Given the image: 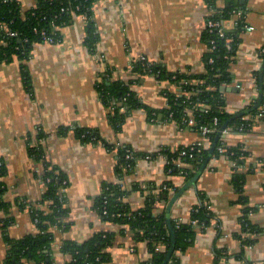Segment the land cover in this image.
I'll use <instances>...</instances> for the list:
<instances>
[{
    "label": "crops",
    "instance_id": "0c3cea01",
    "mask_svg": "<svg viewBox=\"0 0 264 264\" xmlns=\"http://www.w3.org/2000/svg\"><path fill=\"white\" fill-rule=\"evenodd\" d=\"M19 3L25 11L35 0ZM240 3L244 6V28L228 66L231 81L222 87L224 108L233 115L257 99L256 74L262 66L264 47V0ZM223 5L224 0H217L218 7ZM209 15L204 0H96L92 4L98 33L94 50L84 42L86 21L73 14L60 28L58 43L40 42L32 47L26 61L32 92L23 85L18 59L0 64V159L6 168L3 200L10 205L8 211L0 208V261L7 254L5 235L18 239L37 233L30 206L45 208L39 203L45 162L67 178L64 195L68 214L64 221L68 226L51 229L54 264L70 260L59 251L64 241L83 243L96 232L113 235L105 249L110 259L102 264H138L151 258L145 240H137L126 224L103 219L94 203L104 183L126 188L132 209L143 207L145 198L157 194L168 178L178 188L185 183L183 176L166 174V155L161 153L189 146L200 136L193 126L179 125L164 116L169 106L164 92L180 95V87L154 74L134 73L130 66L145 56L166 72H204L207 46L202 32ZM234 26L233 19L226 22V29ZM106 72L111 80L129 83L144 105L157 110L156 117L143 108L132 109L116 131L96 89V82ZM254 115L245 113L241 117L243 129L241 123L229 125L221 135L226 146L246 151L243 162L233 164L225 155L211 157L196 187L188 188L172 207V219L188 222L202 194L213 214L209 226L196 230L193 244L178 252L179 264H216L215 252L219 250L230 256L242 253L243 260L231 259L232 264H264V116ZM77 127L96 130L100 139L82 141L76 136ZM60 128L65 131L61 133ZM36 145L42 148V159L30 154ZM125 145L139 157L129 172L118 177L114 172L117 151ZM236 173L244 175L243 194L247 205L253 207L250 222L261 229L251 246H243L236 236H244L239 220L244 205L238 202L232 181ZM20 201L25 206H20ZM167 203L156 202L154 211L159 212ZM7 217L12 222L5 229L3 220Z\"/></svg>",
    "mask_w": 264,
    "mask_h": 264
},
{
    "label": "trees",
    "instance_id": "16d2710c",
    "mask_svg": "<svg viewBox=\"0 0 264 264\" xmlns=\"http://www.w3.org/2000/svg\"><path fill=\"white\" fill-rule=\"evenodd\" d=\"M96 0H35V5L25 11L21 10L19 0H0V64L9 63L13 59L19 60V69L23 85L28 92H32L31 79L26 61L32 47L36 43L43 42L47 37L61 39L59 30L68 23L73 14L86 15V36L85 45L93 51L98 40L96 25L92 16V4ZM210 9L211 15L208 19L222 20L229 19L232 13L239 12L237 23L232 29H223L219 34L216 29L204 28L202 39L207 46L204 55V72L199 74H184L179 72H166L161 66L150 64L148 61H134L132 70L139 75L154 74L159 79H168L180 87V95L164 92L169 106L164 110V116L177 122L179 125H186L187 120L194 119V128L198 130L202 125L215 127L217 131L229 125L243 124L241 117L231 118L232 113L225 110V99L222 87L231 81L228 71L229 64L233 61L239 32L244 28V6L240 0H224L222 7L217 6V0H204ZM6 31L15 32V35H8ZM54 31V32H53ZM213 41V46L211 44ZM230 46L228 49L227 46ZM264 60V47L261 51ZM259 73L256 74V77ZM258 80V79H257ZM96 89L100 101L108 108V119L110 125L118 131L121 129L127 115L132 109L143 108L149 116L156 117V109H151L144 105L131 89L129 83L111 80L106 73L100 76L96 82ZM262 99L258 108L249 113L255 114L259 109H264V68L262 72L261 84ZM253 104L247 107L250 109ZM246 109V110H247ZM217 119V124L213 123ZM229 120V121H228ZM228 121V122H227ZM225 124V125H224ZM245 124V122H244ZM61 133L65 130L60 128ZM216 132L210 136L211 143ZM76 136L85 142H96L100 139L96 130L77 127ZM223 145L226 155L236 163H242L246 157V151L239 146L230 147L219 139L215 151L212 155L218 156V146ZM106 146H109L106 144ZM110 147V146H109ZM108 147V148H109ZM110 149H112L110 147ZM209 147L199 148L197 146H181L173 152L161 150L166 155L165 164L168 176H183L184 181H188L201 166L208 154ZM184 151V153H182ZM30 154L37 159L43 158L42 148L38 145L30 148ZM192 154V156H189ZM128 155V156H127ZM117 162L114 172L121 177L124 172H129L139 154L133 152L128 146L119 147L117 151ZM1 161V159H0ZM181 162L179 166L175 162ZM45 173L43 174L44 191L39 201L45 208L31 205V217L34 221L37 233L27 234L22 238L12 239L5 235L7 244V254L0 264H54L53 257V232L52 227H67L68 223L64 218L68 214L65 206V195L60 192L62 187H66V175L58 170L54 165L45 162ZM6 168L4 163H0V208L8 211L10 205L3 200L6 189L4 176ZM233 184L238 193V202L244 205L240 216L242 231L258 234L260 228L250 222L249 213L253 207L247 205V198L243 194L244 175L237 174L233 178ZM135 186V185H134ZM174 187L171 178L164 181L157 194H149L144 201V205L138 209H132L126 198L128 190L119 183H104L101 193L95 199L94 208L103 219L126 224L133 232L137 240H145L151 252L148 261L138 264H161L170 245L171 233L167 223L166 205L159 212H155V203L162 201L167 203L172 194L169 190ZM136 188V187H133ZM170 188V189H169ZM199 202L191 211L190 220H197L198 225L203 229L210 225L213 218L211 210L205 206L204 195L199 194ZM20 206L25 203L19 202ZM105 211V213H104ZM12 222L11 217L3 220V226ZM171 229L175 236L174 251L167 264H179L178 252L185 251L193 244L196 229L191 222L178 223L175 219H170ZM241 239L243 246H251L255 238L236 235ZM112 233L96 232L83 243L75 241H64L59 251L70 256V260L65 264H102L110 259L105 249L112 242ZM160 246V247H159ZM159 247V249H157ZM225 250L216 251V264H232L231 259L243 260L242 253L230 256ZM223 261V263L221 262ZM220 261V262H219ZM228 261V262H227ZM244 264H253L245 261Z\"/></svg>",
    "mask_w": 264,
    "mask_h": 264
},
{
    "label": "built area",
    "instance_id": "2783aa9c",
    "mask_svg": "<svg viewBox=\"0 0 264 264\" xmlns=\"http://www.w3.org/2000/svg\"><path fill=\"white\" fill-rule=\"evenodd\" d=\"M75 1V0H74ZM240 13L239 12H236V13H232V15H231V17L229 18V19H222V20H212V19H208L207 18V20H206V24H205V27H207L208 29H216L217 30V32L219 33V34H222V32H223V29H226V22L228 21V20H230V19H233V23H234V25L237 23V16L239 15ZM79 15L86 21L87 20V18H86V15H84V14H81V13H79ZM210 15H211V12H210ZM236 17V18H235ZM54 30L56 31V30H59V32H60V28H58V27H54ZM54 32V31H53ZM6 33L8 34V35H15L16 33L14 32H9V31H6ZM61 39H57V40H55V39H53L52 37H47V38H45L44 40H43V42H47V43H52V44H55V43H58L59 41H60ZM211 44H212V47L214 48V46H213V41H211ZM228 47V49L230 48V46L228 45L227 46ZM261 51H263V49H261ZM137 61H147V59H146V57L145 56H140L138 59H137ZM132 67H133V64H131V66H130V68L132 69ZM182 93V92H181ZM254 115V114H253ZM264 116V109H259L256 113H255V115H254V117H256V118H259V117H263ZM217 119H213V123L214 124H217V121H216ZM188 126H194L195 124H194V119L192 118V117H190L188 120H187V123H186ZM240 129H243V124H241V126H240ZM217 131V129L215 128V127H208V126H206V125H202L201 127H199L198 128V132H199V139L196 141V142H194L193 144H191L190 146H197V147H199V148H203V147H210V145H211V140H210V136L214 133V132H216ZM224 132H226L225 131V129H223L222 130V134H225ZM223 143H224V141H223ZM225 144V143H224ZM226 145V144H225ZM218 153H219V155H225V156H227L226 155V149H225V147L223 146V145H219L218 146ZM182 153H184V151L182 152ZM128 156V155H127ZM189 156H192V154H190ZM146 158H150V155H147L146 156ZM0 163H1V161H0ZM166 163H167V158H166ZM177 165H179V166H181L182 165V163L181 162H175ZM232 163L233 164H236V162L233 160L232 161ZM167 175H168V173H167ZM170 177V176H169ZM174 187H172L169 191H171L172 193L174 192V189H173ZM64 191H65V187H62L61 189H60V192H63L64 193ZM205 206H206V208L207 209H211V205L208 203V202H205ZM195 207H193L192 208V210L194 209ZM104 213H105V211H104ZM190 222H191V224H192V226H193V228L194 229H196V230H200L201 231V227L198 225V221L197 220H189ZM188 221V222H189ZM178 223H180V222H178ZM255 233H250V232H245L244 233V237H255ZM248 246V245H247ZM250 246V245H249ZM160 247V246H159ZM159 247L157 248V249H159Z\"/></svg>",
    "mask_w": 264,
    "mask_h": 264
},
{
    "label": "water",
    "instance_id": "95a60500",
    "mask_svg": "<svg viewBox=\"0 0 264 264\" xmlns=\"http://www.w3.org/2000/svg\"><path fill=\"white\" fill-rule=\"evenodd\" d=\"M263 68H264V60L262 62V66L260 67V70H259V78H258V96H257V99L255 100V103L252 105V107L250 109H247L245 111H241V112H238L234 115H232V119L233 118H236V117H241L243 116L245 113H249L251 110H254L256 108L259 107L260 103H261V99H262V92H261V84H262V72H263ZM229 121V120H228ZM227 121V122H228ZM225 125V124H224ZM224 129V126L219 129L215 135V138L214 140L212 141L210 147H209V150H208V154L205 158V160L203 161V163L201 164V166L198 168V170L195 172V174L188 180L186 181L181 187H179L174 193L173 195L170 197V199L168 200V203L166 205V217H167V223H168V226H169V229H170V233H171V245L162 261L161 264H167V262L169 261L173 251H174V243H175V236H174V233L171 229V225H170V219H171V209L172 207L174 206V204L176 203V201L180 198V196H182V194L190 187H193L195 188L196 187V183L200 177V175L202 174V172L206 169L207 167V164L210 160V158L212 157L214 151H215V148H216V144L218 142V140L221 138V135H222V130Z\"/></svg>",
    "mask_w": 264,
    "mask_h": 264
}]
</instances>
